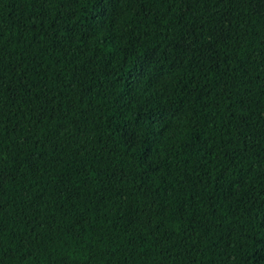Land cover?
Returning a JSON list of instances; mask_svg holds the SVG:
<instances>
[{
	"label": "trees",
	"instance_id": "16d2710c",
	"mask_svg": "<svg viewBox=\"0 0 264 264\" xmlns=\"http://www.w3.org/2000/svg\"><path fill=\"white\" fill-rule=\"evenodd\" d=\"M0 264H264V0H0Z\"/></svg>",
	"mask_w": 264,
	"mask_h": 264
}]
</instances>
